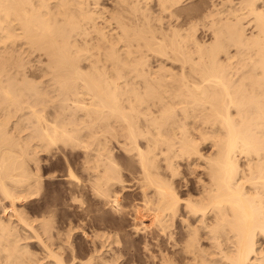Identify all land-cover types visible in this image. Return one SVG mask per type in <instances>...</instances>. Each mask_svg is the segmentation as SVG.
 <instances>
[{
    "label": "bare ground",
    "instance_id": "1",
    "mask_svg": "<svg viewBox=\"0 0 264 264\" xmlns=\"http://www.w3.org/2000/svg\"><path fill=\"white\" fill-rule=\"evenodd\" d=\"M90 1L0 0V47L11 48L8 66L0 59V199L10 207L0 203L6 212L0 217V264L127 261V240L118 230L88 232L74 221L55 228L51 208L31 220L17 206L40 194L37 154L54 148L70 149L71 161L80 153L83 182L58 150L67 178L75 179L71 199L89 189L118 220L133 216L135 233L149 230V238L167 239L169 248L154 244L151 264H264L258 242L264 237V0H210L197 28L211 41L201 42L187 25L176 43L157 32L159 41L148 19L147 28L136 29L120 15L118 27L106 29L92 10L97 1ZM118 1L123 8L130 3ZM159 1L172 13L182 0ZM191 43L197 62L184 47ZM30 49L45 57L39 73L26 68ZM149 51L191 69L177 75L167 59L154 68ZM182 161L193 173L202 168L195 185L181 182ZM135 189L140 199L125 202L123 192ZM79 227L90 238L85 258L72 239ZM147 237L145 249L153 241ZM31 238L41 255L29 248Z\"/></svg>",
    "mask_w": 264,
    "mask_h": 264
},
{
    "label": "rangeland",
    "instance_id": "2",
    "mask_svg": "<svg viewBox=\"0 0 264 264\" xmlns=\"http://www.w3.org/2000/svg\"><path fill=\"white\" fill-rule=\"evenodd\" d=\"M95 1L98 2V0H95ZM137 1L136 0H130V3L128 5H126V6H124L126 8H123V4H121L118 0H99V2H98L99 5L97 4V2L94 3V1H93L92 2L93 4L91 3L92 4L91 6H93L92 10L95 7L94 8V12H97V14H98V18H96L98 24L100 23V24H102V26L105 25L107 27L106 29H109V30H111L112 28H114V29L116 28V25H117L116 22L118 23L117 18H118V16L122 15V19L125 20V21L128 20L127 22L130 23L129 25H131V26L135 25L136 29L147 28L146 25H147L148 22H149V26L150 25L152 26V24H153L152 28L154 30L153 29L152 30L154 31V33L156 31V36L159 38V41H161L162 39L164 41H166V39H167L166 42H168L170 40V38L172 37L171 40L174 38V40H175L174 43H176L177 42L176 39L179 40L181 38L180 35H182L187 29H189L191 27L195 31L194 33L197 36L198 40H200V37H204L202 39H206L207 41L208 40L211 41L210 40L211 39V35L210 36H206V37L205 36H201L203 34V32H202L201 29H198V28H201L200 25H198V24H200V22H198V20H200V19H198V18H200L203 8L205 6H207L206 4H208L210 0H206V1L205 0H182L179 5H176V6L173 5L172 6V13H169V12L164 11L163 9H161V7H160L161 5H159V3H160L159 0H139L138 2ZM219 1L220 0H217V2H219ZM210 2L211 3H214V2L216 3V0H211ZM133 3H134V5H133ZM211 3H209L208 5H210ZM95 4H97V5H95ZM116 4H117V6H116ZM133 6H135L137 9L134 10ZM146 6L148 8L147 10H146ZM139 8H140L141 11L139 10ZM123 9H127V10H123ZM116 10H118V11H116ZM171 14H173V15H171ZM114 16H115V18H114ZM124 16H126V17L124 18ZM146 19H148L149 21H147ZM109 20H110V22H108L109 24H105ZM145 20L147 22H145ZM101 21L102 22L105 21V22L102 23ZM140 21H142V22H140ZM138 22L140 24H142L143 27L139 26L140 28H138V25H140ZM143 22L146 23L145 26H144L145 23L143 24ZM135 23H138V24H135ZM190 23H192V24L196 23L197 26L196 25H192ZM187 25L189 26V28H188ZM117 27H118V25H117ZM155 27H156V29H155ZM157 27H159V28H157ZM179 28H181V29H179ZM184 28H185V30H184ZM176 29H177V31H174ZM196 29H197V33H196ZM159 30L161 32H159ZM180 30H182V31H180ZM157 32H158V34L160 33L159 36L161 35V38L163 37L162 39L158 36ZM165 32H166V36H164ZM168 33H169V35H167ZM180 33H182V34H180ZM185 33L182 35L183 37H184ZM170 34L172 35L171 37H170ZM171 40L169 42H171ZM200 41L202 42V40H200ZM187 44H189V43H187ZM187 44H186V46H184L185 49H187V51H188V48H189V50H192L191 55L197 56L196 58L192 56L193 59L195 58L196 60L195 59L194 60L197 62L198 54L196 52L197 50H195L196 48H194L195 47L194 44L193 43L190 44L191 46L193 45L192 49L190 47H188L190 45H187ZM0 45H3V44L0 43ZM174 45H176V44H174ZM3 49H5L3 46H2V48L0 47V52L2 50V52L5 53V55L1 52L2 54H0V59L2 57H3L1 59L2 61L4 59H6V60H4L2 62V65L4 64V66H6V64H7V57L6 56H9V52H10L11 48L10 49H5V50H3ZM6 50L7 51L9 50V51L7 52ZM30 50H32V49H30ZM30 50L27 51V54L25 53L26 55L29 54L28 55L29 57L26 56L25 54L23 55V57L25 59L24 60L25 63H27L26 60H28V58H29V60L31 59V61L30 62L28 61V63L26 64L27 65L26 68L32 66L33 68H31V71L34 72V73H36V72L39 73L38 67H40L41 65L46 64L45 57H44V59L42 61L43 55L41 57L39 56L40 51L38 52L37 50H32V51H30ZM193 50H194V53H193ZM6 53H8V55ZM189 53H190V51H189ZM149 54H150L149 55L150 65H152V66L155 65V67L153 66L154 68H157L158 64H160L161 62L164 63V61L167 59L164 64L167 65L168 69L172 68L173 71H175V73H177V75H180L179 72H181V68H183V67L187 68V70H185L186 72L188 70L190 71V69H191V64L188 65L183 60H177L176 59L175 62H174L173 61L174 58H172L173 56L171 57L172 59H170V58H166V57H164V56H162V55H160V54H158L156 52H153V51L152 52L149 51ZM150 57H151V59H150ZM159 59H161L160 62H159ZM5 61H6V63H4ZM32 61L34 62V64H33ZM152 62H153V64H151ZM196 62H193V60H192V63H196ZM184 63L187 64L188 66L185 65ZM33 65H35V68H34ZM156 65H157V67H156ZM7 66H8V64H7ZM189 67H190V69H188ZM36 68H37V71H36ZM172 69H171V71H172ZM189 77H191L193 79L192 76H189ZM34 78H36V79H34ZM34 78L30 77V79L33 80L34 82H36L37 80H38V82H40L44 77H41V78L40 77H34ZM27 110L28 109H26V111ZM13 119L15 120V118H13ZM188 120H190L188 122V127L192 128V126L195 125L194 122L192 121L193 119L189 118ZM190 123H192L191 124L192 126H190ZM67 149L64 151L63 149H57L56 150V148H54L52 150L53 152L51 151L49 153L48 152L46 153V151H42V153L39 152L37 154V156H38L37 158H39V159H37V161L40 162L39 163L40 165L39 164L38 165L41 167V168L39 167L40 168L39 171L42 173L41 174L39 172V174L42 175V180H43L42 186H41L40 191H39L40 194L37 193V195L36 194H32V196L30 195L26 199L19 201L17 203V206L19 208H21V209H23V207H24L23 210L25 211V214L27 216L31 217L30 218L31 220H33V218L35 220V219H37V217L39 218V216L41 217V213H46L47 214V212L51 208L53 210V212H54L53 213V216H54L53 220H54L55 228H56V226H57V228L65 227V225H67L66 223H69L70 221H72V222L74 221L75 223L78 222L77 224H80V225H83L82 223H84L85 230L88 231V232L92 231L93 229H101V230L103 229L105 231H111V230L116 229V230H118L121 233L122 238L125 237L126 240H127V244H126V246H127L126 250L127 251L122 256V258H124V260H127V261L125 263H123V264H151V262H150L151 259H150L149 255L152 252L156 254L157 253V248H158V247L156 248V245H154V244L159 243L160 246H162V248H166V247L169 246V243L167 242V239L165 237H163V236H158L157 238H159V239L158 240L157 239L154 240L152 238V236H153L152 234H150L151 236L149 238V234L147 233V232H149V230L146 231L145 234L144 233H135V230H134L133 226L138 221L135 220L133 216L128 214L122 220H118L117 217H116L117 215L110 209V207H108L106 205L104 206V204L102 202H99L98 198L94 197L93 196L94 194H92V192L89 189H86L87 191L83 190L84 198H83V196L81 198L78 197V198H80L81 202H83L82 198H83V200H85L84 203H85V206H87V207L81 206V205H84V203L81 204L79 199H76V200L75 199H71L72 190H75V189H73L74 188L75 179L73 180V179H70L69 177H68L69 179L67 178V176H68V175H66L67 174V168H66L67 164H65L66 163L65 160L67 159V157L70 159V160L68 159V161L71 162V164H72V166H73V168L75 170V173L77 174L78 177H80L81 182L86 180V179H84V178H86L85 177L86 174L82 170L81 166H79L80 165V159H81L79 157L80 153L79 152L73 153V155H77L78 157H76L74 159V161H71V158H70V156L68 154L71 155L72 153L70 152V149H68V150ZM58 150H61L60 152H63V154L65 152V154H66V159L65 160L63 158L65 156V154H64V156L61 155L62 153H60ZM55 152H56V154H55ZM119 159L122 162V164H124L123 165L124 169H126V165H125L126 159H125V157L123 155H121L119 157ZM32 164L33 163H31V168L33 169L32 166H34V171H35L36 170V165H34V164L32 165ZM186 165L187 164L185 163V161L181 162V166H180L181 174L179 176L181 178V182L184 181V180H187L189 182V184L192 183L190 185H195V181L197 180V178H198L197 176L198 175L204 177V173L202 172V168H198V170H196V172L193 173V171L191 169H189L190 167L186 166ZM51 175H53V176H51ZM128 178H129V176H128ZM69 182L70 183L72 182L71 183L72 186L70 185ZM43 183H44V185H43ZM67 183H68V185H67ZM69 185H70V187H69ZM69 188H70V190H69ZM180 190L182 192L181 195L183 197H185L186 196L185 194H186L187 190H184L183 186H181ZM137 192L138 191L136 189L132 190V191L123 192V195H125V196H123L125 202L130 201L131 198L132 199L135 198L136 199L135 202H137V200L140 199L139 198L140 195ZM91 197H93V198H91ZM2 200L3 199H0V201H1L0 203L7 205L6 206L7 207L6 211H8L9 208H10V207L8 208V206H9L8 201L7 200H5V201L3 200L2 201ZM54 208H55V211H54ZM2 209H3V207H2V205H0V217H2L3 215L5 216V214H6V212L4 213L5 209H3V210ZM82 217H83V219H82ZM82 220H84V221H82ZM144 222L145 223H149V220H145ZM33 224L36 225V222L33 221ZM175 229L178 232V234L176 233V237L180 238L179 228L176 227ZM146 234L148 235L147 240H148V238L150 239L149 241L153 240L151 243L149 242V248H147V249L144 248V238H145ZM32 239L35 240L34 238H31V239H28L31 242L27 241V242H29V244H28L29 248L31 250H35L36 254H37V252H39L40 255H41V252H43L42 249L40 248L39 244H37L36 240L32 241ZM72 239H73L74 244L80 248L82 256H84V258H85V256H87V253L89 252L88 248H90V238L84 236V234L82 233L81 227H79V228H77L76 232H74V235H73ZM258 242H259V245L261 244V246L264 248V237L259 236L258 237ZM203 243L205 245L208 244L206 240H204ZM85 253H86V255H84ZM82 256L80 255V257H82ZM180 261L183 262L181 259H180Z\"/></svg>",
    "mask_w": 264,
    "mask_h": 264
}]
</instances>
